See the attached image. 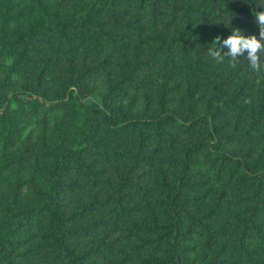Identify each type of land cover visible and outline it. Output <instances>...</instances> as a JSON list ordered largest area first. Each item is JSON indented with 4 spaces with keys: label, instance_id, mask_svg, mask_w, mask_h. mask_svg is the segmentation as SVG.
Instances as JSON below:
<instances>
[{
    "label": "trees",
    "instance_id": "1",
    "mask_svg": "<svg viewBox=\"0 0 264 264\" xmlns=\"http://www.w3.org/2000/svg\"><path fill=\"white\" fill-rule=\"evenodd\" d=\"M259 10L0 0V264H264Z\"/></svg>",
    "mask_w": 264,
    "mask_h": 264
},
{
    "label": "clouds",
    "instance_id": "2",
    "mask_svg": "<svg viewBox=\"0 0 264 264\" xmlns=\"http://www.w3.org/2000/svg\"><path fill=\"white\" fill-rule=\"evenodd\" d=\"M254 17L259 28V39L255 34L245 36L241 29L233 28L231 34L222 41L221 47L228 49L225 55L231 58L230 61L233 67L236 66V58L247 53V60L250 62L251 67L255 70L261 68L258 53L264 52V10L256 11ZM218 44H221L219 36L212 41V46L208 49V55L217 62H223L224 57L221 55L220 49L217 48Z\"/></svg>",
    "mask_w": 264,
    "mask_h": 264
}]
</instances>
